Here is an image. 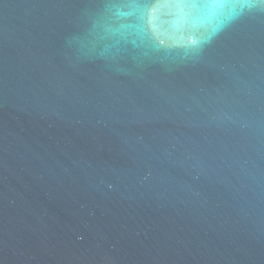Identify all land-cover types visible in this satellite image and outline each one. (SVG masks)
<instances>
[{
    "label": "water",
    "instance_id": "95a60500",
    "mask_svg": "<svg viewBox=\"0 0 264 264\" xmlns=\"http://www.w3.org/2000/svg\"><path fill=\"white\" fill-rule=\"evenodd\" d=\"M0 264H264V0H0Z\"/></svg>",
    "mask_w": 264,
    "mask_h": 264
}]
</instances>
